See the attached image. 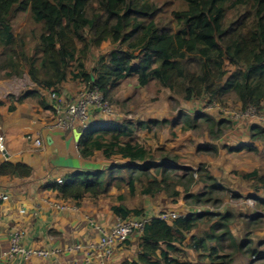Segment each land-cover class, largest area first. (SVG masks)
Returning <instances> with one entry per match:
<instances>
[{"label": "trees", "instance_id": "trees-1", "mask_svg": "<svg viewBox=\"0 0 264 264\" xmlns=\"http://www.w3.org/2000/svg\"><path fill=\"white\" fill-rule=\"evenodd\" d=\"M106 43L109 51L94 55ZM25 74L36 87L17 101L38 97L42 105L46 101L41 90L59 92L71 78L84 81L85 87L96 84L118 109L134 98L119 97L125 79L134 78L142 87L155 83L159 93L168 91L166 108L179 107L182 101L191 104V111L180 109L172 121L175 138L178 128L189 133L207 130L203 141L191 136L180 147L188 144L199 154L216 155L215 141L239 123L229 115L219 118L207 111L209 104L240 110L253 105L264 114V0H0V80ZM231 99H235L232 104ZM200 103L206 107L202 109ZM102 116L106 118L95 120L83 132L81 153L91 157L101 151L120 161L98 170H77L63 183L52 182L61 198L80 204L87 196L98 198L113 188H127L130 197L163 194L174 202L184 194L188 206L206 208L172 224L160 217L150 219L140 254L123 264H232L237 253L250 256L251 262L264 258L252 238L256 229L264 227V197L258 196L257 206L263 211L255 215L210 210L209 205L221 207L233 190L206 162L195 167L185 161L195 159L135 137L141 130L171 124L168 117H142L135 122L126 116ZM246 127L248 138L226 148L233 153L263 152L264 125ZM32 170L30 164L10 159L0 164V175L29 176ZM243 177L254 180L264 193L260 168ZM119 198L124 200L125 193ZM113 210L122 218H144L142 208L126 203L114 205ZM237 218L247 229L243 241L231 229ZM203 225L209 227L202 234L189 236ZM188 240L200 262L175 255Z\"/></svg>", "mask_w": 264, "mask_h": 264}, {"label": "crops", "instance_id": "crops-1", "mask_svg": "<svg viewBox=\"0 0 264 264\" xmlns=\"http://www.w3.org/2000/svg\"><path fill=\"white\" fill-rule=\"evenodd\" d=\"M3 81L0 80V84H3ZM85 86L84 81L71 78L63 83L59 92L68 99H75ZM34 87H36L35 84ZM34 87L28 88L24 92L21 91V94L17 93L14 98L16 99L15 108L11 110L9 107L13 105H9L7 109L10 111L9 113L1 109V106L6 103L0 98V102H2L0 104V126L4 135L7 130L16 133V137H13L10 142L6 141L5 136L9 157L6 158L1 154L0 164L4 160L10 159L14 162L28 163L33 167L29 176L0 175L1 187L6 189L11 195L7 201H0V264H123L127 260L137 258L140 254L144 231L135 232L125 242H117L114 247V254L111 257H107L104 250L100 248L102 235L100 229L110 231L121 218L113 210L114 205L122 202L131 208H142L143 217L150 219L159 217L163 212H176L179 217H185L193 211L201 212L206 210L204 206L190 207L184 205V194L178 197L176 202H174L173 198L163 195V197L170 198L172 202L177 204L179 209L172 202L170 204L163 202V206L158 205L155 208H148L146 205L145 209L143 202L139 201L138 205L132 204L130 200L133 199L129 200L131 198L128 196L129 192H119L120 190L117 188L113 189L119 192L117 195L118 203H106L107 201H104L103 198L107 194L98 198L87 196L80 204L71 199L61 198L58 192L51 187L54 179L65 178V176L77 170H98L114 164L120 159L117 157L108 159L101 151H97L91 157H85L81 153L80 140L83 132L77 128H61L55 125L56 111L55 102L51 96V89L41 90V94L46 101L45 105H42L38 97H28L23 101H17L23 93L32 90ZM94 114L96 121L101 122L106 118L99 112L95 111ZM246 126L247 124L236 126L215 142L220 144V141L224 140L226 145H238L248 138L249 130ZM77 130L82 133L80 138H78ZM29 134L33 135V137L41 138L42 145H34V141L27 138ZM135 137L140 140L137 137V133ZM194 143L199 144L197 142ZM186 146L192 149V146L188 144ZM201 156L192 157L195 162L189 163H193L192 165L196 167L198 164L206 162L201 159ZM211 171L218 176L217 172ZM246 173L239 171L238 177L239 183L244 182L247 184L244 189L236 185L235 180H226V175L218 176L225 185L233 190V194H229L226 197L225 204L223 203L221 208L222 211L231 209L235 213H244L245 215H255L257 212L263 211L257 206V201L259 199L258 196L264 197V193L257 190L254 180H248L243 177ZM252 182L253 185L251 186ZM112 190L109 194L112 193ZM123 192L125 193V199L120 200L119 196ZM234 194H237L240 198L245 196L247 200L253 199L254 203L250 204L248 201L247 203H240V207L234 209L231 206L233 203L230 202L235 197ZM94 202H100V205L96 206ZM55 203L68 204L72 207L70 209L61 208ZM174 220L170 219L168 222L172 224ZM237 221L232 224L231 229L236 239L243 241L246 238L247 229H245L243 221L244 229H237L241 226ZM208 227L203 225L195 229L189 236L202 234ZM14 231L21 232V242L24 246L33 249H59V254L49 257L33 255L28 259H22L19 255H10L9 249ZM260 233H264V227L256 229L252 238L258 251L264 255V239H256ZM189 240L186 244L180 245L181 251L175 255L180 260H188L193 263L200 262L199 253L187 245Z\"/></svg>", "mask_w": 264, "mask_h": 264}, {"label": "rangeland", "instance_id": "rangeland-1", "mask_svg": "<svg viewBox=\"0 0 264 264\" xmlns=\"http://www.w3.org/2000/svg\"><path fill=\"white\" fill-rule=\"evenodd\" d=\"M176 2V1H175ZM109 44L106 43L104 46H102L100 49L94 50V55H98V57L106 52L109 51ZM34 87L33 82L31 81L28 74H25L23 77H14L9 80L3 81V84H0V98L5 101V105L1 106V109L5 110L6 113H9L8 106L14 105L16 102V99H14L17 95V93L21 94L28 88ZM159 86L155 83H151L147 86H140L138 84V81L134 78H127L124 80L122 84L121 91L119 93V97L121 100H124L126 97L127 99L132 98L131 102L129 103V106H127L124 109H118L114 108L113 115H119V117H128L132 120H135V122L144 117L145 119L150 118H161L164 119L168 117L171 121V124L165 125L163 127L155 126L153 131H147V130H141L137 132V137L145 144L147 145H153L155 148L158 147H164L167 148L169 151H179L183 156H186L187 158H196L200 157L202 155L198 153L196 148L192 149L189 146L180 147L182 140H187L188 138H191V136L194 137L195 141H202L204 140V137L207 136V130L206 128H200L198 130H192L191 133L189 132H183L180 131L179 128L177 129V138L173 136V125L172 121L176 119V114L179 112L180 109H188L191 111V104L182 101L179 105V107H168L166 108L164 103L166 100V97L168 96V91H163L162 93H159L158 90ZM22 91V92H21ZM15 94V95H13ZM14 96V97H13ZM233 100H230V104L233 103ZM202 109L206 107V105H203ZM205 106V107H204ZM213 106V105H212ZM211 106V107H212ZM11 109V106L9 107ZM174 109V110H173ZM219 108L212 107L207 108V111H212L216 113V116L219 118H224L223 116L228 117L227 111H239V107H224L225 110H223L224 114L221 111H218ZM1 117V114H0ZM230 117V116H229ZM264 125V124H262ZM241 126V125H240ZM6 141L10 142L13 137H16V133L11 130H7V133L5 134ZM226 141L222 140L220 141V144H218L219 147V153L214 155L212 152L204 154L201 156V159L206 161V164L208 165V168L211 170H214L218 173V176H225L226 180L231 179L236 181V185L239 187H242L243 189L246 187V183L242 182L239 183V171L242 173H246L249 171H252L254 168H260L264 172V151L263 152H255V151H242L240 153H233L227 150L226 148ZM225 144V145H224ZM177 146V148L175 147ZM262 148V146H261ZM186 162H190L185 159ZM246 182V181H245ZM253 185V182L250 184ZM202 188V185L200 186ZM234 188V187H233ZM124 191L128 193V189L124 188L120 190L119 192ZM115 189L112 190L111 194H107L103 199L104 201H107L106 203H118L117 195L119 193ZM233 194V193H230ZM233 197V196H231ZM133 199V200H130ZM130 202L134 205H138L139 201L143 202L145 204V209L148 206V208H155V206H163V202L170 204L171 199L163 197V194H158L156 197L151 196H134L129 198ZM97 201V200H96ZM247 201L250 204L254 203L253 199L247 200L245 196H241L236 198L234 197L230 202L233 204L234 209H238L240 207V203H247ZM184 205L186 204L185 199L183 200ZM175 204L174 202H172ZM225 204V203H224ZM94 205L99 206L100 202H94ZM147 205V206H146ZM223 205V204H222ZM221 207H215L213 205H209L213 207V210L220 209ZM177 209H179V206L177 204L174 205ZM150 212V211H149ZM238 212V211H237ZM238 220V221H237ZM237 223H240L241 226H239L237 229L243 228L242 225V219L237 218ZM244 226L245 223L243 222ZM244 229V228H243ZM246 229V227H245ZM237 232V230H235ZM264 239V233H260L256 239ZM254 241V240H253ZM263 248V247H260ZM264 264V258H258L255 257V260L251 262V257L243 255L241 253H237L234 257V261L232 264Z\"/></svg>", "mask_w": 264, "mask_h": 264}, {"label": "built area", "instance_id": "built-area-1", "mask_svg": "<svg viewBox=\"0 0 264 264\" xmlns=\"http://www.w3.org/2000/svg\"><path fill=\"white\" fill-rule=\"evenodd\" d=\"M52 99L55 102L56 120L55 125L61 128H77L81 131L87 130L95 121L94 112H99L101 114H111L114 113V108L112 104L105 98L103 93L100 91L98 86L94 83L88 87L83 88L75 99H68L63 94L52 90ZM213 105V106H212ZM217 107L219 109L225 110L221 104H209L207 108ZM229 116L237 121V126L241 124L248 123H260L264 124V114L259 111V109L253 105L247 107L245 110L239 111H227ZM28 139L34 141V145L41 146L42 139L39 137H33V135H27ZM7 150L5 144V135L0 126V152L6 158L5 151ZM64 178H56L52 182L63 183ZM11 197L10 193L1 187L0 185V201H7ZM58 204V203H55ZM61 208L70 209L72 206L68 204L60 203L58 204ZM210 210L213 207L208 206ZM25 211V210H22ZM160 218L164 220L176 219L179 215L176 212H163L159 215ZM150 218H119L116 224L111 228L110 231L100 229L102 232L100 248L104 250L107 257H111L115 251V244L117 242H125L128 240L135 232L144 231L146 224ZM94 223L93 221H91ZM98 228V226L96 225ZM22 235L20 231H14L11 238V244L9 249V254L19 255L22 259L31 258L33 255H42L49 257L51 255L59 254V249H33L26 247L22 244ZM1 259V256H0Z\"/></svg>", "mask_w": 264, "mask_h": 264}, {"label": "water", "instance_id": "water-1", "mask_svg": "<svg viewBox=\"0 0 264 264\" xmlns=\"http://www.w3.org/2000/svg\"><path fill=\"white\" fill-rule=\"evenodd\" d=\"M77 132H78V134H79V135H78V138H80V136H81L82 133L79 132L78 130H77ZM5 154H6V156H9V153L7 152V150L5 151Z\"/></svg>", "mask_w": 264, "mask_h": 264}, {"label": "clouds", "instance_id": "clouds-1", "mask_svg": "<svg viewBox=\"0 0 264 264\" xmlns=\"http://www.w3.org/2000/svg\"><path fill=\"white\" fill-rule=\"evenodd\" d=\"M81 131V130H80ZM81 132H84V131H81Z\"/></svg>", "mask_w": 264, "mask_h": 264}]
</instances>
